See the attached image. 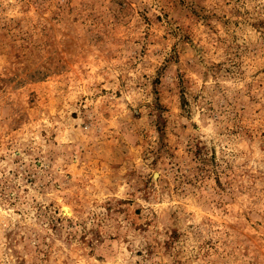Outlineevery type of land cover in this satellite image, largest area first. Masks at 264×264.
Listing matches in <instances>:
<instances>
[{
  "label": "rangeland",
  "instance_id": "374dc122",
  "mask_svg": "<svg viewBox=\"0 0 264 264\" xmlns=\"http://www.w3.org/2000/svg\"><path fill=\"white\" fill-rule=\"evenodd\" d=\"M0 264H264V0H0Z\"/></svg>",
  "mask_w": 264,
  "mask_h": 264
},
{
  "label": "bare ground",
  "instance_id": "6f19581e",
  "mask_svg": "<svg viewBox=\"0 0 264 264\" xmlns=\"http://www.w3.org/2000/svg\"><path fill=\"white\" fill-rule=\"evenodd\" d=\"M70 211V210H69ZM68 213H70V212H68Z\"/></svg>",
  "mask_w": 264,
  "mask_h": 264
}]
</instances>
